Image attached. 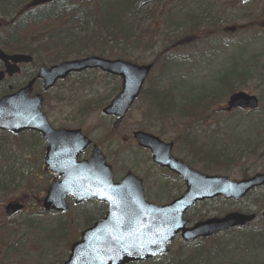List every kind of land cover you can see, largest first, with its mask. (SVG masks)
<instances>
[{"label":"rangeland","instance_id":"obj_1","mask_svg":"<svg viewBox=\"0 0 264 264\" xmlns=\"http://www.w3.org/2000/svg\"><path fill=\"white\" fill-rule=\"evenodd\" d=\"M164 6L171 8L170 13H167V9L164 12ZM89 7H95V2ZM157 9L160 24H163L161 19H164V31L167 34L161 35V32L149 29L143 35L145 42L153 35L149 45L142 44L141 48L124 45L111 47L109 50L117 51L122 48L128 55L126 59L143 64L152 61L169 35L185 33L186 28L196 22L194 19L198 26L195 27V35H188V42L194 41L196 34L204 30L214 35L210 42H197V45L179 41L186 39L177 40L176 45L167 49L175 62L171 72L163 77L159 65H155L144 88L156 83L167 86L177 80V88L181 93L195 91L200 85L209 84L224 68L229 70L247 67L251 75L237 80L235 91L258 96L260 106H264V0H252L246 4H242L240 0H161ZM220 35L221 39H217ZM39 64L41 63L36 61L29 68ZM19 78L21 76L15 78L10 85L20 82ZM6 85H0V90ZM119 86L118 78L97 70L71 75L43 93L41 111L52 127L79 128L97 144L112 167L115 181L127 171H132L143 180L148 202L167 203L183 192V182L175 174L154 165L149 153L132 140L131 133L143 130L165 142L175 140L172 155L188 163L192 151L184 140L188 134L187 122L172 117L158 118L154 111L145 113L146 99L141 94L118 128L113 130L111 125L114 119L104 116L101 109L118 92ZM34 90L41 91V88L36 85ZM189 95L193 93L190 92ZM226 98L227 96L221 103L213 106L220 111V115L208 119L207 128L216 133L219 131L222 138L230 133L256 138L255 134L262 132L264 143V117L242 119L238 115L229 116L224 111ZM251 144L257 149L255 154L216 174L238 180L264 172V146L261 147L254 140ZM44 148L45 142L37 133L25 132L15 136L0 132V264H58L66 258L70 243L78 239L80 231L87 227L85 219H89L88 226H91L106 212V206L102 203L91 201L74 204L71 198L68 200L69 209L65 213L43 211L40 203L53 177L43 166ZM88 151L89 149L81 157L87 158ZM189 165L200 169L198 165ZM13 200L21 201L23 210L11 219H5L3 207ZM263 208L264 186L241 200L217 197L197 203L185 213L184 218L189 223H194L227 212H253L258 217L253 223H259ZM60 222H65V229L62 231L58 229ZM12 241L14 243L7 250ZM181 243V239L176 237L169 246L170 252L175 251Z\"/></svg>","mask_w":264,"mask_h":264},{"label":"water","instance_id":"obj_2","mask_svg":"<svg viewBox=\"0 0 264 264\" xmlns=\"http://www.w3.org/2000/svg\"><path fill=\"white\" fill-rule=\"evenodd\" d=\"M52 0H36L45 3ZM250 0H242L247 3ZM8 76L17 69L19 62H30L27 55H4ZM121 78L119 92L101 110L106 116L116 117L115 129L139 95L143 83L151 71L152 64H134L122 59H108L95 55L81 59L63 61L59 64L39 67L37 77L42 80L43 89L53 87L56 81L70 73L86 69ZM4 73L0 72V80ZM34 80L23 88L0 99V130L18 134L24 130L38 131L46 140L45 166L58 179L49 183L42 208L45 211H66V197L74 203L89 200L102 202L107 206L104 217L80 233V238L69 248L67 258L61 264H127L156 258L168 253V246L176 236L184 242L208 237L229 228L240 227L255 219V214L229 212L221 217H211L188 225L183 216L197 201L222 196L225 199H240L250 190L264 185V173L239 181L225 176L207 175L187 166L171 155L172 143H165L158 137L144 131H134L133 138L139 146L150 151L151 161L160 167L175 172L185 183V191L170 203L157 205L145 201L141 179L131 172L118 182H113L111 167L96 145L89 157L78 160L90 144L79 129H58L49 126L40 112L42 97L29 96ZM258 98L243 91L234 92L226 100L227 112L255 110ZM21 203L10 201L4 206V216L11 218L22 210ZM264 218V209L261 212Z\"/></svg>","mask_w":264,"mask_h":264},{"label":"trees","instance_id":"obj_3","mask_svg":"<svg viewBox=\"0 0 264 264\" xmlns=\"http://www.w3.org/2000/svg\"><path fill=\"white\" fill-rule=\"evenodd\" d=\"M5 1L0 0V6H7ZM100 1V4L95 2V8L87 7L80 11L76 10L79 5L75 6L68 1L43 6L37 11L28 12L20 26L0 29V37L22 48L32 55L35 61L52 64L88 54L126 59L128 55L122 48L117 51L109 49L124 45H132V48H141L142 44L147 46L151 43L153 35L146 42L143 35L149 29L157 33L161 32V35L166 33L164 19H161L163 24H160L157 9L161 0ZM166 9L167 13H170L171 8L164 6V12ZM148 19L150 22L147 23ZM189 21L196 22L189 25L185 33L178 36L169 35L162 42L164 45L161 50L151 61L154 66L159 65L163 77L167 76L175 65L167 49L176 45L177 40L186 39L179 41L197 45V42H210L214 35L204 30L196 34L194 41L188 42V35L191 33L195 35V27L198 26L197 20L189 19ZM91 22L99 23L101 26L90 27ZM217 39H221V35L217 36ZM250 75L251 71L247 67L229 70L224 68L209 84L200 85L197 90L184 93L177 88L179 84L177 80L168 84L169 86L163 83L149 85L142 91L146 99L145 113L154 111L158 118L172 117L186 121L188 134L184 140L192 151L188 163L198 165L199 170L205 173L223 171L221 169L242 162L256 153L257 149L251 144L253 140L258 141L261 147L264 146L262 132L256 133V138L236 133L227 134L222 138L219 131L216 133L206 126L208 119L220 115V111L213 106L235 92L237 80ZM190 92L193 95H189ZM263 110L264 106H260L256 111L235 110L227 114L238 115L242 119L264 117ZM173 142L175 143V140ZM177 143H179L178 139ZM85 224L90 225L89 219H85ZM64 226L65 222H60L59 231L65 229ZM13 243L14 241L8 245L7 250ZM157 262L160 264H264V220L260 219L259 223H250L241 228L229 229L209 238L181 243L168 255L148 261L149 264H157Z\"/></svg>","mask_w":264,"mask_h":264},{"label":"flooded vegetation","instance_id":"obj_4","mask_svg":"<svg viewBox=\"0 0 264 264\" xmlns=\"http://www.w3.org/2000/svg\"><path fill=\"white\" fill-rule=\"evenodd\" d=\"M56 1V2H55ZM71 2L75 6L81 4H90L94 3L97 0H54L51 3L47 2L44 5L41 3H37L36 0H6L7 6H0V29L8 28V27H17L20 26L23 18L26 17V14L31 11H37L43 6H50L53 3H62V2ZM83 2V3H81ZM31 7L28 8L27 7ZM36 14V13H35ZM40 14V13H39ZM38 15V14H36ZM0 49L8 56H12L15 54L22 55L27 54V52L23 51L22 48L16 47L14 44L9 43L8 40L4 37H0ZM32 56V55H31ZM10 62V61H8ZM12 69H17L16 72H13L11 76L6 75L2 81H0V85L7 84L6 87L0 90V96L7 94L11 90H18L20 87L24 86L30 80H34L32 83L31 93H36L34 90L35 86L38 85L41 88V80L36 77L37 69L35 67L29 68V66H33V61L30 62H20L16 64V66H11L7 64ZM5 69V63L0 60V71ZM21 76L20 82L10 85V83L15 81V78ZM99 147V146H98Z\"/></svg>","mask_w":264,"mask_h":264},{"label":"bare ground","instance_id":"obj_5","mask_svg":"<svg viewBox=\"0 0 264 264\" xmlns=\"http://www.w3.org/2000/svg\"><path fill=\"white\" fill-rule=\"evenodd\" d=\"M81 3H83V2H81ZM101 3V1L100 0H97V4H100ZM87 7L88 8H95L96 7V5H95V7H89V5H87V4H81V5H79V7L78 8H76V10H83V9H87ZM101 25L99 24V23H94V22H91V24H90V27H100Z\"/></svg>","mask_w":264,"mask_h":264}]
</instances>
